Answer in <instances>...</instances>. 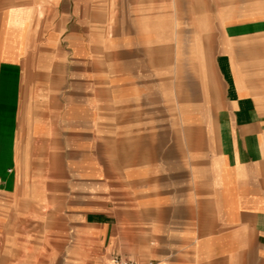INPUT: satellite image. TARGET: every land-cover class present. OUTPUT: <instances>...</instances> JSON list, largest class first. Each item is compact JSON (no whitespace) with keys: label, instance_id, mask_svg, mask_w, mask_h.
Returning <instances> with one entry per match:
<instances>
[{"label":"crops","instance_id":"obj_1","mask_svg":"<svg viewBox=\"0 0 264 264\" xmlns=\"http://www.w3.org/2000/svg\"><path fill=\"white\" fill-rule=\"evenodd\" d=\"M0 0V264H264V0Z\"/></svg>","mask_w":264,"mask_h":264},{"label":"rangeland","instance_id":"obj_2","mask_svg":"<svg viewBox=\"0 0 264 264\" xmlns=\"http://www.w3.org/2000/svg\"><path fill=\"white\" fill-rule=\"evenodd\" d=\"M6 6L8 8L18 5H28L31 3H37L39 6L45 5L47 2L57 3L58 0H6Z\"/></svg>","mask_w":264,"mask_h":264},{"label":"built area","instance_id":"obj_3","mask_svg":"<svg viewBox=\"0 0 264 264\" xmlns=\"http://www.w3.org/2000/svg\"><path fill=\"white\" fill-rule=\"evenodd\" d=\"M110 264H136V263L120 258H114L111 260Z\"/></svg>","mask_w":264,"mask_h":264}]
</instances>
